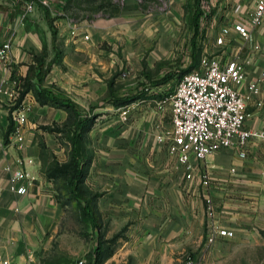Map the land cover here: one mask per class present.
I'll return each mask as SVG.
<instances>
[{
    "label": "rangeland",
    "instance_id": "obj_1",
    "mask_svg": "<svg viewBox=\"0 0 264 264\" xmlns=\"http://www.w3.org/2000/svg\"><path fill=\"white\" fill-rule=\"evenodd\" d=\"M251 3V0H204V35L199 39L194 52L191 43L193 0L67 2V9H62L65 13L58 16L54 27L62 33L65 27L69 31L71 21H75L80 30L95 29V34L86 39L92 43V47L89 52H76V48L70 45L74 43L73 40H69L68 44L67 34L57 33L60 55L53 61L50 70L46 72L47 66L39 71L29 68L24 79V89L32 95L34 107L39 103L45 104L38 95L36 86V79L41 76L45 85L76 100L82 109V117H87V126L78 141L83 176L76 188L80 197L77 198L68 188L69 178L76 168L71 164V136L75 129V115L64 106L46 103L63 108L67 114L61 120L40 125L43 129L39 136L43 165L58 190L57 198L64 208L60 220L45 229L42 243L34 249L45 264L70 262L79 256L89 257L90 253L95 252L99 240L103 252L95 264H141L137 259L124 258L118 250L132 235L131 229L142 215L129 212V202H123V195L130 192L136 206L138 203V207H142L147 192L140 191L150 187L151 159L145 151V142L156 129L162 133L172 128L170 105L162 109L159 103L164 84H157L156 81L168 72L178 75L195 68L203 55L233 56L235 48L232 44L236 41L233 38L227 41L228 35L224 36V28L234 27L236 20L245 18V11ZM7 6L5 0H0V10ZM37 10H42L39 14L46 17L42 6ZM35 13L36 11L29 16ZM263 26L264 22L259 28ZM42 27L40 37L43 47L34 52L33 59L36 61L51 60L55 54L50 38L52 29L49 23L42 24ZM220 35L224 36V42H218ZM78 43L83 45L82 40H78ZM258 52L264 55V48ZM92 57L101 58L104 63L103 76L100 73L103 80H99L98 84L92 83L90 79L79 75H75L77 81L72 79L71 74L75 71L69 66V62L88 61ZM57 62H62V73L57 75L52 71L50 76L51 68ZM52 77L55 80L49 82L48 79ZM110 81H113L118 98H128L127 100L118 104L114 101L115 98L110 94ZM84 87L88 90L91 88L95 96H89L83 90ZM46 136L54 137L57 144L50 147ZM259 141H263L262 146L255 148L251 154L245 151L232 156L229 154V163L212 168L211 173L209 172L211 181L207 190L215 194V219L220 227L232 229L234 233L223 234V240L210 243L207 219L201 244L197 249L189 248L180 253L181 259L175 264H189V256L193 258V264H264V196L244 195L242 189L232 183L231 172V165L235 163L233 159L245 156V163L251 166L249 175L258 173L264 177V140ZM165 143L168 148L169 143ZM168 151L169 169H173L175 155L169 148ZM164 167L160 168L162 173L166 171ZM236 175L237 173L234 176ZM188 178L187 174L184 175V183H187ZM200 181L203 183L202 178ZM262 181L264 182V178ZM114 190H120L121 194L117 193L120 196ZM119 197L120 207H116L113 203L117 204L116 198ZM126 198L129 199V196L124 200ZM85 203L96 218V226L84 207ZM224 203L229 209L232 205L237 210L250 208L254 215L252 226L237 230L222 225V219L217 217V211L221 209L216 204L221 207ZM256 211L259 213H253ZM232 215L228 212V219ZM236 219L238 218L230 221ZM240 219L238 223H244Z\"/></svg>",
    "mask_w": 264,
    "mask_h": 264
},
{
    "label": "crops",
    "instance_id": "obj_2",
    "mask_svg": "<svg viewBox=\"0 0 264 264\" xmlns=\"http://www.w3.org/2000/svg\"><path fill=\"white\" fill-rule=\"evenodd\" d=\"M5 1L8 6L4 10H0V43L12 35L11 55L14 58L15 73L20 74L24 80L30 65L35 62L33 59L34 52L43 47L40 34L43 30L42 24L47 25L49 23L48 17L39 14V12L42 13V10L39 12L36 10L33 16L27 17L24 23H21L19 13L24 7V2H18V0ZM57 20L56 18L54 22L56 23ZM263 27L253 29L250 38L243 37L234 27H231L227 34L228 42L232 38L236 41H234L235 47L232 44L235 48L233 56L239 55L246 62V78L238 85L242 93L248 92L249 83L258 78L264 69V55L254 48L256 42H262V49L264 48ZM71 30L72 27L69 25V31L65 27V33H61V31L58 33L67 34L68 44L69 40H73L74 43L70 45L76 48V52H89L92 43L87 42L86 39L91 34H95L94 31L96 30L88 29L85 31L79 28L77 34H73ZM85 34H89V36L85 37ZM78 40L83 41L82 46L79 45ZM61 63L53 64L49 75L52 71L56 72L57 75L61 74ZM69 64L75 71L74 74H71V78L76 81L75 75L83 76L82 78L86 77L85 79L88 78L92 83L97 84L99 80H103L104 63L101 58L92 57L88 61L74 60ZM98 67L101 68L100 71L94 70ZM2 72L3 67H0V75ZM52 80H55L54 77L48 79L49 82ZM83 90L89 96H95L91 88L88 90L87 87H84ZM259 100L264 101V79L261 80L260 92L253 95V98L248 101L247 109L250 115L246 119V126L264 131V102L258 105ZM66 114L67 111L60 107L41 103L34 107L33 104L27 121L21 127V138L18 141L13 134L14 124L10 118V113L6 107L0 104V252L2 253L22 259L29 248L36 249L39 247L45 229L57 224L64 213L63 205L57 198L58 190L54 187L43 165L41 138L39 136L43 132L40 127L41 124L61 120ZM11 128L12 130H10ZM160 133L156 129L150 133L145 142V151L150 156V168L152 170L149 175L151 181L149 189L140 191L142 193L147 192L145 203L142 207H138V203L136 206L130 192L123 195L129 196V199L124 200L125 197L123 198V202H129V212L137 216L140 213L142 215L131 229L132 237L130 236L123 243L124 246L118 252L124 258L139 260L141 264H175L177 260L181 259L180 253L189 248H198L203 241L204 228L208 219L205 198L207 188L200 181V173L203 170L211 173L212 168L226 165L230 162L229 154L232 156V154H237L240 151L251 154L255 148L262 146L263 141L259 140H264V135L251 136L242 146L223 147L204 159L196 160L195 173L186 180L187 183H184V175L188 171L176 156L173 157L175 166L173 169L170 168V171V156L167 154L169 153L167 145L157 139ZM21 142L24 145L23 148L19 146ZM47 142L50 147L57 144L54 137H49ZM19 154L33 158L32 163L25 165L30 174L34 176L33 181L26 179L20 181V183L23 182L27 185V191L24 193H19L11 187V176L14 170L21 166L16 160ZM193 159L195 160V157ZM233 160L235 163L231 165V170H233L231 171L233 172L232 183L240 187L244 195L264 196V182L262 181L264 177L258 173L249 175L251 166L245 163V156H238ZM162 166H165L164 169L166 170L163 173L160 171ZM234 173H237L236 177ZM114 192L116 195H119L117 193L121 194L120 190H114ZM211 194L214 200L215 194L212 191ZM120 199L121 197L116 198L117 204L114 202L113 205L120 207ZM216 206L221 209L219 212L217 211V217L222 219V225L233 229L237 228V230L252 226L254 215L251 214L250 208L237 210L232 205L229 209L225 203L221 207L217 204ZM228 212L233 214L230 219L227 216ZM257 212L259 213V211L253 213ZM233 218H241L240 220L244 223H238V219L230 221ZM256 218L258 221L259 215ZM222 236L219 235L216 241L223 240L224 237Z\"/></svg>",
    "mask_w": 264,
    "mask_h": 264
},
{
    "label": "built area",
    "instance_id": "obj_3",
    "mask_svg": "<svg viewBox=\"0 0 264 264\" xmlns=\"http://www.w3.org/2000/svg\"><path fill=\"white\" fill-rule=\"evenodd\" d=\"M57 1V2H56ZM62 0H24V7L20 11L19 20L25 19L39 5L48 7L53 15H63L65 11L59 8ZM251 5L246 10L245 18L235 22L234 27L245 38H250L253 29L260 27L264 22V0H251ZM58 18V17H57ZM72 33L77 34L79 26L71 21ZM230 27L224 28V36ZM89 34H85L88 37ZM224 36L218 37V42H224ZM13 44L12 35L0 43V104L7 108L10 118L14 123L13 134L20 141L22 125L28 119L33 108V98L24 92V80L15 73L14 58L11 55ZM261 42H256L254 48L261 50ZM247 75L246 62L239 55H203L200 65L191 71L185 72L178 80L173 91L166 93L159 100L160 108H171L172 128L158 134L161 142H167L172 154L187 169V177H192L195 171V161L206 158L209 154L223 147L244 145L253 135H262L259 131L246 126V119L250 115L247 109L248 101L261 89V80L264 79V69L258 78L248 85V92L242 93L238 85ZM261 100L258 101L261 104ZM23 148V143L19 144ZM195 157V160L193 159ZM21 165L16 168L11 176V187L19 193L27 191L26 179L33 181L25 165L32 163L33 158L19 154L16 158ZM203 184L209 187L211 177L205 170L201 173ZM1 195V191H0ZM206 209L208 214V241L214 242L219 235L234 233L232 229L220 227L215 219V205L211 192L207 190ZM188 263L193 264V258L188 257ZM0 264H45L38 253L29 248L22 259L10 254L0 252ZM61 264H88V257L79 256L73 261Z\"/></svg>",
    "mask_w": 264,
    "mask_h": 264
},
{
    "label": "trees",
    "instance_id": "obj_4",
    "mask_svg": "<svg viewBox=\"0 0 264 264\" xmlns=\"http://www.w3.org/2000/svg\"><path fill=\"white\" fill-rule=\"evenodd\" d=\"M69 0H62L59 8L66 10L67 9V2ZM203 1L204 0H193L194 2V10L193 13L191 15V21L193 24V34L191 37V43H192V47H193V51L195 52V50L198 47V43H199V39L203 37L204 35V29L202 26V19L204 17V7H203ZM42 6V5H39ZM44 8V10L46 11V15L48 17V22L49 25L52 29V43H53V47L55 49V55L51 60H47V61H36L32 63L30 65V68H33L35 71H39L42 67L47 66L46 68V72L50 70V67L52 66L53 61H55L58 56L60 55V51L57 47V29L54 27V21L55 19L58 17V15H53L51 10L48 7L42 6ZM201 61V59H200ZM200 61L198 66H196L195 68H198L200 65ZM193 68V69H195ZM191 69V70H193ZM188 70V71H191ZM29 71V70H28ZM188 71H183L178 75H174L173 72H168L166 75H164L163 77L159 78L156 83L157 84H164V91L160 94L162 96L165 95L166 93H169L171 91H173L175 85L177 84L178 80L181 78V76ZM27 76H25L26 79ZM30 77V74L29 76ZM174 83L173 85L171 83ZM109 88H110V94L112 95V98H115V102L118 104L120 102H123L124 100H127L128 98H118V96L116 95V92L114 91V87H113V81L109 83ZM172 85V86H171ZM36 86L38 88V95L40 96V98L42 99L43 103H51V104H57L60 106H64L65 108H67L68 110H70L71 112H73V114L75 115V129L73 132V135L71 136V164L73 166H75L76 168L73 170L72 176L69 178V183H68V188L70 189L71 193L77 197L80 198L79 195H77L76 193V188L78 185V181L81 179V177L83 176V169H82V154H81V150L79 148L78 145V141L80 136L82 135V131L83 129L87 126V123H85L87 121V117H82V109L79 106L78 102L76 100H74L73 98L63 95L61 94L59 91H57L56 89L45 85L42 82V77L38 76L36 79ZM26 92V90L24 91ZM12 130V128L10 129ZM84 207L86 210H88L89 215L91 216L94 225L96 226V218L93 214V212L91 211L89 205L87 203L84 204ZM98 246L96 247L95 252L92 254H89L88 257V264H95L98 262L99 257H101L102 252H103V247L101 245V240L98 241ZM48 264H56V263H48ZM60 264V263H57Z\"/></svg>",
    "mask_w": 264,
    "mask_h": 264
}]
</instances>
